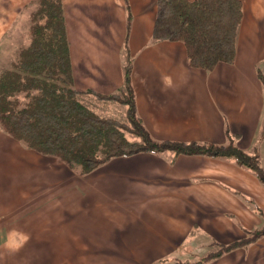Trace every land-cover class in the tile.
Wrapping results in <instances>:
<instances>
[{"label": "crops", "instance_id": "0c3cea01", "mask_svg": "<svg viewBox=\"0 0 264 264\" xmlns=\"http://www.w3.org/2000/svg\"><path fill=\"white\" fill-rule=\"evenodd\" d=\"M159 1L62 0L74 88L120 92L128 52L154 139L233 141L264 170V0H240L236 59L210 71L190 65L183 42L153 39ZM35 3L0 0V50ZM94 93L80 100L127 120L126 106ZM263 228L264 181L234 158L143 152L79 175L0 126V264H264V235L204 260ZM13 230L29 238L8 251Z\"/></svg>", "mask_w": 264, "mask_h": 264}, {"label": "trees", "instance_id": "16d2710c", "mask_svg": "<svg viewBox=\"0 0 264 264\" xmlns=\"http://www.w3.org/2000/svg\"><path fill=\"white\" fill-rule=\"evenodd\" d=\"M36 4L30 44L0 75V126L8 134L27 148L59 158L79 175H87L114 158L171 150L177 154L234 158L264 181L258 159L233 141L215 145L154 139L138 115L128 52L123 90L111 95L76 90L63 2L36 0ZM242 17L240 0H160L153 39L183 42L190 65L210 71L221 62L235 61ZM130 20L129 17V24ZM259 76L264 85L263 69ZM91 93L126 106L127 120L103 117L91 110L80 100L82 95ZM128 135L139 139L132 140ZM262 235L264 228L223 245L204 260L221 257Z\"/></svg>", "mask_w": 264, "mask_h": 264}, {"label": "rangeland", "instance_id": "374dc122", "mask_svg": "<svg viewBox=\"0 0 264 264\" xmlns=\"http://www.w3.org/2000/svg\"><path fill=\"white\" fill-rule=\"evenodd\" d=\"M37 9V4H33L25 10L24 14L18 21L17 26L12 31L10 38L4 44L0 52V75L6 69L12 67V64L19 58L21 49L27 47L31 42V26L33 24V12ZM10 39V42H9ZM124 116L117 112V116ZM121 118V117H120ZM127 119L126 117H124ZM132 140L139 139L135 135H128Z\"/></svg>", "mask_w": 264, "mask_h": 264}, {"label": "clouds", "instance_id": "9594fccd", "mask_svg": "<svg viewBox=\"0 0 264 264\" xmlns=\"http://www.w3.org/2000/svg\"><path fill=\"white\" fill-rule=\"evenodd\" d=\"M168 82L170 83V80ZM28 238L26 234L13 230L9 233L8 241H6L4 247L8 251H16L23 243L27 242Z\"/></svg>", "mask_w": 264, "mask_h": 264}]
</instances>
